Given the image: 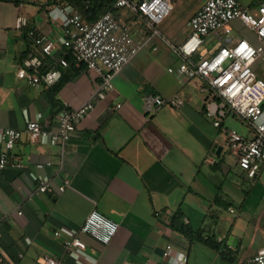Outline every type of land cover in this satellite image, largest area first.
Returning <instances> with one entry per match:
<instances>
[{
    "label": "crops",
    "instance_id": "1",
    "mask_svg": "<svg viewBox=\"0 0 264 264\" xmlns=\"http://www.w3.org/2000/svg\"><path fill=\"white\" fill-rule=\"evenodd\" d=\"M205 1L176 0L158 26L161 35L150 36L114 76V88L104 91L101 79L86 67L64 69L51 86H35L18 75L30 28L56 41L47 58L56 65L63 54L64 26L62 15L52 10L74 6L76 0H0V130H23L10 154L22 166L0 168V258L5 264H40L43 254L63 264H176L180 250L189 255L187 264H253L264 247V162L254 177L248 176L227 143L229 130H237V115L227 113L216 126L207 115L206 81L169 71L182 61L171 44L178 46L189 34V21ZM239 2L256 12L261 0ZM118 14L125 17L122 10ZM20 17L27 21L22 29ZM231 27V39L260 45L241 18ZM134 32L142 34L138 26ZM220 45L212 36L196 57ZM262 62L264 50L254 64L259 76ZM147 95H178L185 104L147 109ZM91 98L94 108L65 144L32 142L24 130L28 120L40 117L56 131L63 110ZM239 132L254 136L248 125L245 133ZM2 148L0 143V152ZM41 176L50 179V192L38 191ZM95 208L119 222L115 237L104 244L79 233L87 247L68 251L64 241ZM178 210L203 239H189L172 227ZM169 243L174 247L165 259Z\"/></svg>",
    "mask_w": 264,
    "mask_h": 264
},
{
    "label": "built area",
    "instance_id": "2",
    "mask_svg": "<svg viewBox=\"0 0 264 264\" xmlns=\"http://www.w3.org/2000/svg\"><path fill=\"white\" fill-rule=\"evenodd\" d=\"M175 5L176 0H114L113 7L92 22L72 5H57L52 14L59 12L62 15V56L56 65H50L47 58L52 55L56 41L35 29H27L30 44L18 75L35 86H51L60 80L64 69L70 66L86 67L101 79V88L110 91L114 88V76L131 61L148 38L161 35L158 26ZM120 10L124 11L125 17L118 14ZM237 17L255 32L260 43L258 47L245 38H230L231 22ZM26 23V19L20 17L17 26L22 29ZM135 26L141 29L142 34H135ZM189 27V34L178 46L170 43L181 54L182 61L176 68H169V71L189 77L200 76L206 81L204 90L209 94L206 101L207 115L215 118L216 126L220 125V119L227 113H234L250 127L253 137L231 129L227 133V143L239 166L248 176L254 177L264 162V78L258 75L254 67L264 50V0L258 4L256 12L242 8L239 0H206L190 19ZM212 36L219 38L221 45L211 54L197 58L196 54L202 51ZM164 104L183 106L185 101L178 95L168 99L152 95L145 97L147 109ZM94 106L95 101L91 98L76 109L63 110L56 120V131L46 128L40 117L28 120L24 130L32 142L54 141L65 144ZM22 134L23 130L12 127L0 130V143L3 146L0 152L1 169L7 165L22 166L20 161L10 160L11 151ZM38 179L39 192L52 190L47 176ZM68 184L69 181H66L59 189L64 191ZM119 226L118 221L95 208L87 215L79 230H74L72 237L64 241V246L74 253L83 251L87 245L79 233L88 234L107 244L115 237ZM173 247L171 243L166 245L163 251L165 259L170 257ZM176 259V264H187L189 255L180 250ZM38 262L63 264L48 254L41 255ZM251 262L264 264V247L258 250ZM0 264H5L4 259L0 258Z\"/></svg>",
    "mask_w": 264,
    "mask_h": 264
},
{
    "label": "trees",
    "instance_id": "3",
    "mask_svg": "<svg viewBox=\"0 0 264 264\" xmlns=\"http://www.w3.org/2000/svg\"><path fill=\"white\" fill-rule=\"evenodd\" d=\"M72 1H70L71 3ZM114 0H76L73 5L75 8L91 22L96 20L102 13L112 8ZM72 60V57L69 56ZM171 225L174 229L179 230L189 239H203L202 234L199 231H194L188 224L183 221V213L178 210L171 219ZM210 245L218 247V244L211 239H207Z\"/></svg>",
    "mask_w": 264,
    "mask_h": 264
},
{
    "label": "rangeland",
    "instance_id": "4",
    "mask_svg": "<svg viewBox=\"0 0 264 264\" xmlns=\"http://www.w3.org/2000/svg\"><path fill=\"white\" fill-rule=\"evenodd\" d=\"M259 74L260 76H262L264 78V62L261 63V65L259 66ZM236 128L237 130L245 133L247 131V124L238 116L236 117Z\"/></svg>",
    "mask_w": 264,
    "mask_h": 264
}]
</instances>
